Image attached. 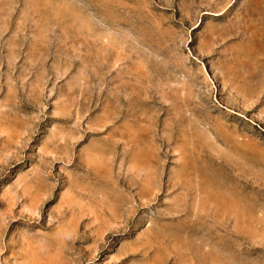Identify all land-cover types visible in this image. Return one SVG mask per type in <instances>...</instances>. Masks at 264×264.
Listing matches in <instances>:
<instances>
[{
  "label": "rangeland",
  "instance_id": "374dc122",
  "mask_svg": "<svg viewBox=\"0 0 264 264\" xmlns=\"http://www.w3.org/2000/svg\"><path fill=\"white\" fill-rule=\"evenodd\" d=\"M0 264H264V0H0Z\"/></svg>",
  "mask_w": 264,
  "mask_h": 264
},
{
  "label": "bare ground",
  "instance_id": "6f19581e",
  "mask_svg": "<svg viewBox=\"0 0 264 264\" xmlns=\"http://www.w3.org/2000/svg\"><path fill=\"white\" fill-rule=\"evenodd\" d=\"M204 192V191H203Z\"/></svg>",
  "mask_w": 264,
  "mask_h": 264
}]
</instances>
